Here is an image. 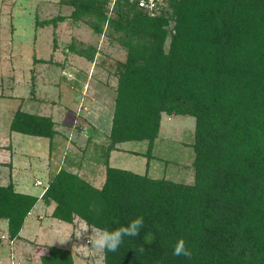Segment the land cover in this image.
Masks as SVG:
<instances>
[{"label":"trees","instance_id":"trees-1","mask_svg":"<svg viewBox=\"0 0 264 264\" xmlns=\"http://www.w3.org/2000/svg\"><path fill=\"white\" fill-rule=\"evenodd\" d=\"M59 2L72 7L74 23L93 17L96 33L107 24L125 50L106 152L144 141L148 167L164 112L194 117V157L190 183L111 166L108 156L100 188L59 168L41 194L51 216L107 231L142 216L140 235L103 251L104 264H264V0H167L154 16L130 0ZM77 52L94 59L91 46ZM9 129L50 143L56 134L50 116L20 109ZM9 176L0 184V219L12 241L39 196L17 190ZM181 238L191 258L173 255ZM44 248L42 264H75L70 248Z\"/></svg>","mask_w":264,"mask_h":264},{"label":"rangeland","instance_id":"rangeland-1","mask_svg":"<svg viewBox=\"0 0 264 264\" xmlns=\"http://www.w3.org/2000/svg\"><path fill=\"white\" fill-rule=\"evenodd\" d=\"M51 2L50 0H0V11L3 10L0 40L5 45L3 46L5 53L2 56L5 57L8 69L12 70L14 76V80H4V94L16 95L20 102L23 99L21 97L24 96L21 109L52 116L56 122L55 128L59 131L55 136V143L58 144L54 153L51 152L48 156L47 139L36 141V139H28V135L20 136L18 132L9 130V119L12 117L14 106L19 101L9 98L8 106L0 101V105L4 107L2 113L0 112V135L4 134V138H0V184L10 180L9 166L1 164L10 162L12 154L9 147L11 141L8 139L10 134L13 145L16 146L14 160L16 159L18 167H24V162L32 163L34 173L30 172L29 168L16 170L19 178L26 182L27 191L32 193L38 194L42 189L41 186H34L33 180L35 177H41L43 173L41 168L46 166L45 160L47 162L50 158V162L53 156V174L56 168H66L70 162L79 160L85 170L79 175L99 188L105 179L106 156L108 162L111 157L110 163L119 168L131 169L138 173L147 171L153 177L163 176L176 181L192 182L194 152L191 144L195 124L192 116L162 113L159 135L148 167H146L147 158L142 155L147 147L144 141H129L119 148H114L112 154L106 152L114 108L115 67L118 61L124 59L125 50L115 39L116 36L108 33L111 29L107 24L103 26L102 32L96 33L90 25L93 17H85V20L74 23L69 17L71 6L61 5L59 0H51ZM58 14L63 18L54 19ZM43 20L47 22L44 23ZM71 41H75L72 44L74 51L90 46L94 48L93 61L88 63L89 61L79 58L78 54H68L66 61L64 57L50 56L53 46L64 49V45ZM168 41L169 39L166 45ZM69 47L65 51H69ZM33 56L48 60L52 57V60L44 59L45 62L36 60L34 63ZM30 90H33V97H30L32 94ZM87 124L94 125L97 129L92 139H88L85 130L78 132L75 129V125ZM92 170L96 175L95 180L90 178L92 175L89 172ZM37 181L40 180L35 179L34 184ZM14 183L15 188L20 191L22 188ZM39 202L40 211H37L38 207L35 208V211L42 215L37 219L39 222L32 220L34 224L31 228L32 218L29 216V226L26 227V229H36L32 231V234L37 236L35 242L57 245L59 241L69 238L63 244L60 243V246L72 250L75 264H104L103 251L88 245L91 229L87 233H82L79 238L76 236L79 226L85 223L83 220L78 221L75 218L72 226L61 229L63 226H60L61 220L50 216V209L44 205L42 199ZM49 220L53 221V225ZM61 233L67 237H59ZM0 239V264H42L40 256L45 253V249L37 244L32 247L18 240L22 245L18 243L15 248L11 247L4 219H0ZM19 251L21 256L18 255Z\"/></svg>","mask_w":264,"mask_h":264},{"label":"crops","instance_id":"crops-1","mask_svg":"<svg viewBox=\"0 0 264 264\" xmlns=\"http://www.w3.org/2000/svg\"><path fill=\"white\" fill-rule=\"evenodd\" d=\"M50 2H51V0H50ZM53 2V1H52ZM51 2V3H52ZM60 8H61V5H60ZM2 14H3V10L2 11H0V21H1V17H2ZM43 27V26H42ZM13 29V28H12ZM0 34H1V32H0ZM0 37H1V39H2V35H0ZM1 42H0V101H2V104H3V102H4V104L6 105V106H8V104H9V101H7V99H9V98H11L13 101H19L18 100V98H17V96L16 95H11V94H4V91H3V82H4V80H9V79H12V80H14V76H13V73H12V70H10V69H8V65L6 64V61H5V57L4 56H2V55H4V53H5V50L3 49L4 47L3 46H5L4 44H3V42H2V40H0ZM73 43H75V41H71L70 43H66L65 45H64V49H62V47L60 48V47H55V46H53V49H51V52H52V54L50 53V56H54V55H56V57H58V58H63L64 60L66 59L67 60V58H68V54H75V55H77L78 54V56H79V58H83V59H85L87 62H88V60L84 57V56H81V55H79V52H77V51H74V50H71V47H69L68 45H70V46H72V44ZM78 43V47H79V42H77ZM67 47H69V51H65V50H67L68 48ZM70 50L72 51V52H70ZM54 53V54H53ZM34 58H33V62L34 63H36V60L38 61V62H45V60L44 59H47V58H43V60H40V58L39 57H36V56H33ZM48 60V59H47ZM50 60H52V57L48 60V61H50ZM65 60V61H66ZM88 63H90V61L88 62ZM46 64H49V63H46ZM34 77V74H33V76H32V78ZM31 78V79H32ZM100 80H101V78H100ZM32 84H33V82H32ZM33 87V86H32ZM30 93H32L31 94V96L30 97H33L34 96V94H33V90H30ZM21 98H23V99H21V102L19 101V102H17V104H16V106H14V108H13V111H12V113L14 114L15 113V111L17 110V109H20V110H23V111H26V112H29V111H27V110H25V109H21V107H20V105H21V103L23 102V100L25 99V97L24 96H22ZM35 98V97H34ZM7 103V104H6ZM3 109H4V107H3V105H0V112L2 113V111H3ZM29 113H31V112H29ZM13 114L11 115V116H13ZM34 114H37V113H34ZM39 115H44V114H39ZM51 118H52V116H50ZM0 119H1V117H0ZM11 119H12V117H11ZM11 119H9V124H10V121H11ZM52 120H53V118H52ZM1 121V120H0ZM53 122H54V128H55V126H56V122L53 120ZM62 122H65L64 120H62ZM91 129L90 131H89V134H86L89 138L88 139H92L91 137H93L94 136V134H96L97 133V129H96V127L94 126V125H91V124H87V125H85V126H83V125H75V129L79 132H81V131H83V130H86V129ZM10 130V129H9ZM55 130H56V134L59 132L56 128H55ZM11 132H14V133H17L16 131H11ZM19 133V132H18ZM21 134L22 133H19V135L21 136ZM56 134L54 135V137L52 138V140H51V143H50V139L48 138V137H43V136H33V135H28V139H36V141L37 140H40V139H47L48 140V149H49V151H48V156H50V154H51V152L52 153H54V149H55V146L58 144V142H57V144L55 143V141H56V139H55V136H56ZM23 135H27V134H23ZM22 135V136H23ZM108 136H109V134H108ZM0 138H4V134L3 133H1V135H0ZM6 138V137H5ZM8 139H10V141H11V143H10V145H9V147H10V149H11V152H12V154H11V157H10V162H11V167L9 168L10 169V172L9 173H11V180L13 181V182H16L17 183V185L19 186V187H21L22 189H24L23 191L24 192H26V193H30V194H33V195H37V196H39V199H38V201H37V203H36V205L34 206V208L31 210V212L29 213V216H31L30 218H32L31 220H30V222H31V228L33 227L32 226V224H34V221H32V220H36L37 222H39L37 219H40V217L42 216V215H40L41 213L40 212H37V211H40L39 209L41 208L40 207V200H41V194H42V189L44 188V185H46L47 184V182H48V180H49V178L53 175V173H52V170H54V167H53V161L52 160H54L53 159V157L51 158V161L49 162V159L50 158H48V161L46 162V160H45V167H42L41 168V170H42V172L43 173H41V177L39 178V177H35L34 178V180L35 179H38V180H40L41 181V185H35L34 184V180H33V185L34 186H41L42 187V189L39 191V193L37 194V193H32V192H30V191H27V184H26V182L23 180V179H21V178H19L20 176H18V172H16V170H17V168H29V171L30 172H32V173H34L33 172V168H32V163L31 162H24L23 163V165H24V167H18V164H16V159L14 160V152H15V149H16V146L15 145H13V142H12V135L10 134L9 136H8ZM125 143H127V142H123V143H120V144H118L117 145V147L119 148V146L120 145H124ZM47 145V144H46ZM57 150V149H56ZM103 151V150H102ZM111 152V154H112V152L114 153V151L112 150V151H110ZM26 155V154H25ZM110 155V154H109ZM45 159H46V157H45ZM110 159H111V157H110ZM110 159H109V164L110 165H112V166H116V165H114V164H112V163H110ZM15 161V162H14ZM79 161V160H78ZM76 162V160L75 161H73V162H70L69 164H68V162H67V164L69 165V166H67L65 169H67V170H69V171H72V172H75V173H77L78 175L79 174H81V171H85L83 168H82V165L79 163V162ZM74 162H76V163H74ZM22 165V164H21ZM59 168H56V170H55V172L58 170ZM20 170V169H19ZM79 171H80V173H79ZM90 173V175H92L90 178H92V180H95L94 179V177H96V175H95V173L93 172V170L91 171V172H89ZM22 174H23V172H22ZM95 182V181H94ZM101 182V181H100ZM103 182H104V180L102 181V183H101V186H102V184H103ZM15 184V183H14ZM92 184V183H91ZM93 185V184H92ZM95 186V185H94ZM22 189L20 190V191H22ZM45 205V204H44ZM46 206V205H45ZM36 207H38V210L37 211H35V208ZM47 208H49L50 209V214H51V211H52V209H53V204H51V205H49V206H46ZM33 211H35V212H33ZM40 213V214H39ZM43 213V212H42ZM29 216H28V218L26 219V221H25V223H24V226H23V229L21 230V232H20V236L18 237V238H16V239H14V240H12V241H9L12 245H11V247H14L15 248V246H18V243H21V242H19L18 240H20V241H22V243L23 244H30V245H32V247H34L35 246V244H37L40 248H42V249H45L44 247H45V245H50V244H45L44 245V243H40V242H35V238L37 237L36 236V234H32V231H34V230H36V229H26V227H28L29 226V224H28V219H29ZM32 216H34V217H32ZM51 216V215H50ZM52 217V216H51ZM52 218H54V217H52ZM50 221V223H52L53 221H51V220H49ZM62 223H60V226H62L61 227V229H64L65 228V226H66V228L68 227V226H72V224L73 223H66V222H63V221H61ZM65 224V225H64ZM52 225H53V223H52ZM50 226V225H49ZM65 228V229H66ZM26 230V231H25ZM31 230V231H30ZM30 231V232H29ZM65 231V230H64ZM53 232L55 233V230H53ZM61 232H63L62 230H61ZM26 234V235H25ZM58 234H59V232H58ZM34 237V238H33ZM59 237H62V238H66L67 236H64V234L63 233H61L60 234V236ZM58 237V238H59ZM22 243H21V245H22ZM24 245V246H25ZM9 246V245H8ZM56 246H60V243L59 244H57ZM10 247V246H9ZM72 251V250H71ZM18 255H20L21 256V253H20V251H19V253H18ZM17 255V256H18ZM23 257V256H22Z\"/></svg>","mask_w":264,"mask_h":264},{"label":"clouds","instance_id":"clouds-1","mask_svg":"<svg viewBox=\"0 0 264 264\" xmlns=\"http://www.w3.org/2000/svg\"><path fill=\"white\" fill-rule=\"evenodd\" d=\"M144 220L143 217H137L131 220L127 226H121L113 231H107L103 229H99L95 226H89L87 223H82L79 226V230L76 233V236L81 237L82 233H87L89 229H91V235L88 237V245H90L93 249L99 251H107L115 253L119 250L122 245L125 237H136L140 235V231L143 228ZM69 239V238H68ZM66 240L59 241L60 243H64ZM154 237L151 234L146 235L145 243L151 244L153 242ZM143 246H141L138 251L140 253L144 252ZM174 256H184L186 258H191L192 253L186 247L184 239H179L173 248Z\"/></svg>","mask_w":264,"mask_h":264},{"label":"built area","instance_id":"built-area-1","mask_svg":"<svg viewBox=\"0 0 264 264\" xmlns=\"http://www.w3.org/2000/svg\"><path fill=\"white\" fill-rule=\"evenodd\" d=\"M113 2L115 0H112ZM136 2L137 6L145 10L151 16H154L159 8L166 4L167 0H130ZM35 184H41V181L35 182Z\"/></svg>","mask_w":264,"mask_h":264},{"label":"water","instance_id":"water-1","mask_svg":"<svg viewBox=\"0 0 264 264\" xmlns=\"http://www.w3.org/2000/svg\"><path fill=\"white\" fill-rule=\"evenodd\" d=\"M90 130H91V129H89V128L86 129V130H85V133H86V134H89V131H90Z\"/></svg>","mask_w":264,"mask_h":264}]
</instances>
